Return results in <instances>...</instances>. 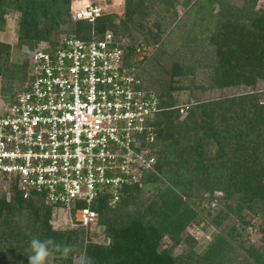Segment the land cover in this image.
I'll use <instances>...</instances> for the list:
<instances>
[{
	"label": "trees",
	"instance_id": "16d2710c",
	"mask_svg": "<svg viewBox=\"0 0 264 264\" xmlns=\"http://www.w3.org/2000/svg\"><path fill=\"white\" fill-rule=\"evenodd\" d=\"M73 1L0 0V32L6 16L17 15V47L28 52L21 61L10 62L11 46L0 42L4 101L13 103L22 90L30 53L44 43L54 48L63 35L90 40L111 32L123 44L129 71L155 94L162 109L152 122L153 168L141 182L125 186L113 207L106 197L94 202L97 224L105 227L109 242L88 241L82 264H236L238 257L223 234L241 249L243 262L264 264V247H245L235 238L253 226L254 219L264 237V95L258 93L264 86V8L255 9L258 0H125L122 19L106 11L90 23L73 19ZM177 5L184 9L183 17ZM156 6L165 14L155 13ZM167 20L165 29L162 22ZM175 29L181 32V47L170 49L168 59L158 50L149 68L157 72L149 75L144 61L136 60L134 45L166 47ZM137 35L142 39L136 40ZM12 82L18 83L13 91ZM232 88L251 91L198 96ZM184 90L188 98L180 103L173 92ZM215 192L222 195L216 197ZM204 199L222 202L211 218L215 228L230 215L235 219L214 235L204 253H197L195 240L184 233L200 222L198 207ZM54 209L42 196L24 198L16 184L0 180V264H28L34 237L70 246L67 254L53 251L48 260L72 264L83 248L84 231L55 229ZM164 237L170 244L162 247ZM181 244L185 249L175 254Z\"/></svg>",
	"mask_w": 264,
	"mask_h": 264
},
{
	"label": "built area",
	"instance_id": "2783aa9c",
	"mask_svg": "<svg viewBox=\"0 0 264 264\" xmlns=\"http://www.w3.org/2000/svg\"><path fill=\"white\" fill-rule=\"evenodd\" d=\"M99 2L73 1V19L93 23L106 12ZM122 45L111 32L41 45L29 56L24 87L0 115V180L63 209L71 227L96 225L94 202L106 197L113 207L155 164L152 122L162 109L129 71ZM145 51L134 45L136 60Z\"/></svg>",
	"mask_w": 264,
	"mask_h": 264
},
{
	"label": "rangeland",
	"instance_id": "374dc122",
	"mask_svg": "<svg viewBox=\"0 0 264 264\" xmlns=\"http://www.w3.org/2000/svg\"><path fill=\"white\" fill-rule=\"evenodd\" d=\"M75 1V0H74ZM79 1V3L77 4H82L83 0H76ZM89 2H96V0H88ZM181 1V0H180ZM100 4L104 5L106 8V11L109 12H113L114 14H116V16L120 19H122L124 17V7H125V0H100L99 2ZM264 8V0H258L256 8ZM161 9V10H160ZM177 12H178V16L183 17V12L184 9L182 8V6L177 5L176 6ZM154 12L160 15L165 14L164 10L158 6H156L154 8ZM156 14V15H157ZM17 15L15 14H9L6 16V24L4 27V30L2 32H0V42L3 43H7L11 46V55H10V62H13L15 60H19L21 61V57L23 53L27 52L26 48L23 49H19L17 47ZM179 21V20H178ZM177 21V22H178ZM161 23V22H159ZM169 21H163L162 25L165 29H167V26H169ZM175 33L171 35V40H169V42H166V47L164 45H162V43L160 44H144L146 47V51H145V55L143 56L142 59H140L139 61L143 60V66L144 69H146L149 72V75L153 76L154 73L157 72L156 69H151L150 68V64L152 59H154L155 57V53L158 50H163V52H165V55L163 56L164 59H168V56L170 54V49L177 47L180 48L182 41L181 39L178 38L177 35H179L181 32L178 31V29L173 30ZM166 33V32H165ZM165 36V34H164ZM163 36V37H164ZM165 38V37H164ZM163 38V40H164ZM142 38L140 36H136V40H141ZM46 44V43H44ZM169 46V47H168ZM33 52V51H32ZM28 54V52H27ZM31 54V53H30ZM179 55V54H178ZM170 59V57H169ZM169 61V60H168ZM189 62V61H188ZM161 64V63H160ZM148 67V68H146ZM167 68H169V65H167ZM151 71V72H150ZM187 79H192L191 75L187 76ZM198 83L200 78H197ZM187 84L186 80L183 81V84ZM17 82H12L11 83V88L13 91L14 87H16L15 89H17L18 85ZM5 87L4 86V81L3 79H1L0 77V115H2L4 113L5 110V106L7 105V102L4 101L3 98V92H2V88ZM244 91L249 92L251 91V88H232V89H224L223 91H219V90H212V91H207L206 93L203 94H198L199 92H195L196 94H198L199 99H207V98H217L220 95H229V94H241ZM10 93L7 92L6 95H8ZM173 96L175 98H177L179 100L180 103H184L185 101H187L188 98V91H180V92H173ZM185 111L183 113H181L182 117H184ZM155 158V157H154ZM156 161V159H155ZM216 197H220L222 195V192H215ZM206 197V196H205ZM222 208V202L221 201H216L214 200L212 203H209L208 201H206L204 199L203 202H201V204L199 205L198 209H199V215H200V222L198 224H190L187 229L185 230L184 236L188 235L191 238H193L196 242V245L194 246V251H196L197 253H204L207 245L212 241L214 235H216L217 233L221 232L222 228L224 225L230 226L232 221L235 219L233 215H230V220H224L222 222L221 227L219 228H215L214 225L211 224V218L217 214V211L219 209ZM207 211H210L209 214H211V216L207 215ZM52 224L54 226L55 229L57 230H61V229H68V230H83L84 231V240H83V248L80 251H76V253L73 256V262L72 264H82V261L84 259V252H85V246L87 245V242H93L96 244H101V245H108V240L106 239L107 235L105 233V227L100 225V224H96V225H92L90 227H71L70 226V222L68 221V214L65 213L63 211V209L60 210H56L54 209L53 214H52ZM235 222V221H234ZM260 222L258 219H254L252 221V225L247 228L246 231H241L240 234L238 235L237 240H240L243 242V245L245 247H248L249 244L251 243L253 246L257 247L259 250L262 249L264 247V237L262 235V233L258 230V226H259ZM223 234V233H221ZM225 236V238L228 240L229 244L231 245L232 248V254H236V256L238 257V259L235 260L237 261L236 264H248L243 262L242 258H243V252L241 251L240 248H237V246L235 245V241L233 239H231L230 237L226 236L225 234H223ZM231 236V235H230ZM170 241L167 237H164L163 242H162V247H165L166 245H169ZM186 245L181 244L179 247H177L175 249V254H180L182 252L183 249H185ZM241 259V261H240ZM55 261H51L48 260L47 264H58V263H54Z\"/></svg>",
	"mask_w": 264,
	"mask_h": 264
},
{
	"label": "clouds",
	"instance_id": "9594fccd",
	"mask_svg": "<svg viewBox=\"0 0 264 264\" xmlns=\"http://www.w3.org/2000/svg\"><path fill=\"white\" fill-rule=\"evenodd\" d=\"M70 250V246L62 245L51 238L40 239L34 237L30 242L28 264H47V260L53 254V251H63L67 254Z\"/></svg>",
	"mask_w": 264,
	"mask_h": 264
}]
</instances>
